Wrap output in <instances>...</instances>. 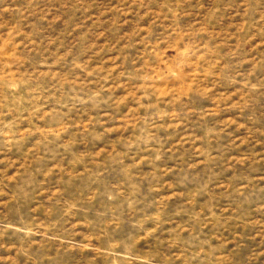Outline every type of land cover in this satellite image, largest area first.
Here are the masks:
<instances>
[{
    "label": "rangeland",
    "instance_id": "1",
    "mask_svg": "<svg viewBox=\"0 0 264 264\" xmlns=\"http://www.w3.org/2000/svg\"><path fill=\"white\" fill-rule=\"evenodd\" d=\"M0 264H264V0H0Z\"/></svg>",
    "mask_w": 264,
    "mask_h": 264
}]
</instances>
